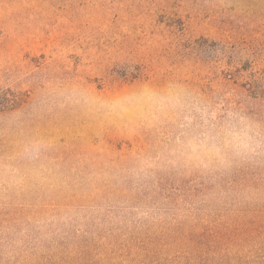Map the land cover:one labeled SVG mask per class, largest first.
Listing matches in <instances>:
<instances>
[{"label": "rangeland", "instance_id": "374dc122", "mask_svg": "<svg viewBox=\"0 0 264 264\" xmlns=\"http://www.w3.org/2000/svg\"><path fill=\"white\" fill-rule=\"evenodd\" d=\"M0 264H264V0H0Z\"/></svg>", "mask_w": 264, "mask_h": 264}]
</instances>
